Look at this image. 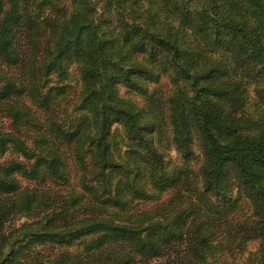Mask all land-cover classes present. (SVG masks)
Instances as JSON below:
<instances>
[{"label": "trees", "instance_id": "obj_1", "mask_svg": "<svg viewBox=\"0 0 264 264\" xmlns=\"http://www.w3.org/2000/svg\"><path fill=\"white\" fill-rule=\"evenodd\" d=\"M244 251L264 264V0H0V264Z\"/></svg>", "mask_w": 264, "mask_h": 264}, {"label": "rangeland", "instance_id": "obj_2", "mask_svg": "<svg viewBox=\"0 0 264 264\" xmlns=\"http://www.w3.org/2000/svg\"><path fill=\"white\" fill-rule=\"evenodd\" d=\"M137 98L139 100L142 99L141 97H137ZM165 141H167V140H165ZM162 148H163L164 152L167 154L166 159L168 160L169 169H172L173 167L177 166L180 163V160L178 159V157H177V155H176L173 147L171 146V144H169L168 142H164L163 145H162ZM241 209H242L241 210V213L245 214V212H246L245 204H242L241 205ZM256 248H257V244L256 243H248L247 244V247H246V249L248 251H255ZM236 257H237V255L236 256H233V257H229L228 258V261H231L233 263V260H235ZM246 257H247V252L245 253V251H244V253L242 255V258H239L238 261L240 263H243L242 261H245V258ZM253 257L254 256H250L248 258V260L245 261V263L246 264H250L251 263V260L253 259ZM236 261H237V259H236ZM218 262H222V261L221 260H218Z\"/></svg>", "mask_w": 264, "mask_h": 264}]
</instances>
